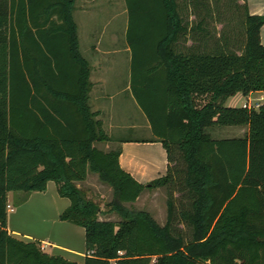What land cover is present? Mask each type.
<instances>
[{
  "label": "trees",
  "instance_id": "1",
  "mask_svg": "<svg viewBox=\"0 0 264 264\" xmlns=\"http://www.w3.org/2000/svg\"><path fill=\"white\" fill-rule=\"evenodd\" d=\"M223 2L238 11L228 28L213 0L194 2L205 7L196 19L179 0H125L132 91L169 160L166 173L141 182L121 165V146L95 145L111 136L89 102L75 0H0V264H264V102L224 104L264 91V15L246 0ZM214 125L248 129L217 138ZM89 170L112 186L119 220L101 218L77 183ZM51 179L71 199L61 218L85 227L93 252L83 263L8 229L9 191L44 190ZM161 186L165 223L126 205Z\"/></svg>",
  "mask_w": 264,
  "mask_h": 264
},
{
  "label": "crops",
  "instance_id": "2",
  "mask_svg": "<svg viewBox=\"0 0 264 264\" xmlns=\"http://www.w3.org/2000/svg\"><path fill=\"white\" fill-rule=\"evenodd\" d=\"M246 1L250 13L264 15V0ZM114 6L113 0H75L74 16L78 25L79 48L90 68L89 102L96 112V117L102 120L104 129L111 136V139L106 140L101 148L108 150L121 146V165L139 181L148 182L166 173L169 160L162 141L150 140L154 137L150 122L132 91V49L127 38L128 21L125 25L123 24L125 27L121 44L124 45L126 51L127 63L130 64L129 71H127L130 79L122 88L113 87L116 80L114 68L117 66L115 63L119 60L117 54L120 51L116 34L113 35L104 29L98 31L92 28L93 23H91L96 20L99 14L104 13L108 8H115ZM77 11L84 23L82 32L81 22L76 16ZM121 11H127V8L125 7ZM98 18L100 19V17ZM260 39L264 44V23L260 27ZM124 89H131L129 99L131 101L133 99L132 104L135 103V105L133 104L135 112L139 114L138 111H141L138 116H130L127 122H123L119 117L121 112L115 103V98ZM260 92L262 90H253L245 96L254 93L259 94ZM117 127L144 128L149 130L150 134L147 137H119L113 134L114 129ZM98 142L103 141H96L95 145L98 146ZM111 144H115V146H111ZM142 145L153 150L154 156L152 159L148 161L138 159L137 152ZM90 174L91 171L89 170L87 178L81 181H88ZM77 183L81 185L80 181ZM8 203L12 205L13 209L8 208L7 226L9 231L16 236L26 240H39L41 246H44V250L60 253L78 262L83 263L86 256L90 255L87 252L85 227L61 218V213L71 204V199L59 193L55 180H49L47 188L44 190L9 191ZM105 218L113 219L111 217Z\"/></svg>",
  "mask_w": 264,
  "mask_h": 264
},
{
  "label": "rangeland",
  "instance_id": "3",
  "mask_svg": "<svg viewBox=\"0 0 264 264\" xmlns=\"http://www.w3.org/2000/svg\"><path fill=\"white\" fill-rule=\"evenodd\" d=\"M181 2L182 6V13L188 17V19L195 18V15L193 13L200 12L202 14L205 12V7L203 5L201 6H194V2H202V0H179ZM225 1V0H224ZM114 7L115 8H108L104 13L99 14L97 16L100 17V19L96 18L95 21L91 22L93 23L92 28L97 29L98 31H101L102 29L108 31L111 34H116V39L118 40V47L120 51L118 52L117 56L119 57V60L117 63H115L117 66L114 68L115 73V84L114 88H122L125 86L126 82L130 77L127 75L128 68L130 67V64L127 63V60L125 58L126 51L124 50V45L121 44L122 35H123V29L128 21V12L127 11H121L126 7L125 0H113ZM216 2L210 3L213 4L211 6H218L221 9V16H223V21H226V28H228L229 24L237 21V10L236 7L229 6L226 2L222 3L223 5L215 4ZM202 4V3H201ZM213 7V8H214ZM223 7V8H222ZM212 8V7H211ZM224 11H223V10ZM77 19L81 22V32L84 23L81 21L80 14L76 13ZM105 17V20L103 21V18ZM225 19V20H224ZM229 20V21H228ZM237 24V23H236ZM238 25V24H237ZM221 26L220 23L216 24V29H219ZM184 42V41H183ZM188 42V43H186ZM186 44L192 43V39L188 37L187 40H185ZM84 44V39H83ZM84 46V45H83ZM186 46V45H184ZM113 73V74H114ZM131 92V89H124L117 97L115 98L116 107L121 112L119 117L122 119L123 122H127L130 119V116H138L141 114V111L135 112L134 105L135 103L129 99V94ZM251 96H257V94H252ZM247 96L242 94L241 92H236L234 95L229 96L224 104L225 105H231V106H239L242 105L243 102H245ZM143 112V111H142ZM246 125H226V126H210L208 127V131L213 137H232V136H241L244 135L247 131ZM114 135H117L119 137H147L150 134L149 130L142 129H135L131 127H117L113 131ZM109 141V140H108ZM104 142H98V146L101 148ZM111 146H115V144H111ZM154 156V152L150 147L143 146L139 149L137 152V157L139 160L142 161H148L152 159ZM81 186L87 191L88 196L97 200L100 204V217H111L114 220H119L121 218V215L116 212L112 211L110 206L108 205V202L113 198L114 191L111 185L108 183L102 181L99 177V175L96 172L91 171L90 177L88 178V181H80ZM175 196L177 200L180 202L185 201L186 194L184 192L175 191ZM169 197V191L166 186L161 187H151V188H145L139 198L134 202H126V205L129 207H136V208H143L147 209L152 213V215L160 222L165 223L167 220V214H168V204L167 200ZM52 222V221H51ZM180 227L185 228V225L178 221L177 223ZM54 235H56L54 233ZM52 237V236H50ZM54 237V236H53ZM58 237V236H57ZM52 239V238H51Z\"/></svg>",
  "mask_w": 264,
  "mask_h": 264
},
{
  "label": "built area",
  "instance_id": "4",
  "mask_svg": "<svg viewBox=\"0 0 264 264\" xmlns=\"http://www.w3.org/2000/svg\"><path fill=\"white\" fill-rule=\"evenodd\" d=\"M264 102V91L260 92L257 94V96H247L245 102H243V106H248V107H258L261 103ZM8 208L13 209L12 205L8 203ZM44 248V246H41ZM88 254H92L93 250H88ZM112 264H117L116 260H112Z\"/></svg>",
  "mask_w": 264,
  "mask_h": 264
}]
</instances>
